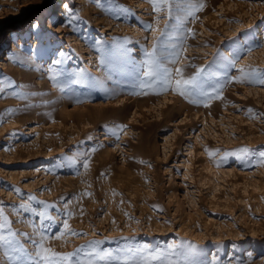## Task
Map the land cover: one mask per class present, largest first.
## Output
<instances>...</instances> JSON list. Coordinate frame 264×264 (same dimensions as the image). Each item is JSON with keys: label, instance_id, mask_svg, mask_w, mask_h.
I'll return each instance as SVG.
<instances>
[{"label": "rangeland", "instance_id": "1", "mask_svg": "<svg viewBox=\"0 0 264 264\" xmlns=\"http://www.w3.org/2000/svg\"><path fill=\"white\" fill-rule=\"evenodd\" d=\"M66 1L0 0V208L13 239L264 264V85L240 71L264 70V0H199L191 16L187 0L171 15L149 0ZM154 45L185 49V78L215 72L210 95L137 87L133 66ZM218 51L235 67L220 70ZM65 70L79 82L50 79Z\"/></svg>", "mask_w": 264, "mask_h": 264}, {"label": "snow or ice", "instance_id": "2", "mask_svg": "<svg viewBox=\"0 0 264 264\" xmlns=\"http://www.w3.org/2000/svg\"><path fill=\"white\" fill-rule=\"evenodd\" d=\"M149 2L153 5V10L156 13L167 11L168 15H171L174 6L185 4V0H149ZM204 6L199 0H196V2L194 0H187V8L182 10L186 15L191 16L195 12L201 11ZM189 31L191 30L189 29ZM184 51L185 49L183 48L177 51L175 45L172 46L171 51H169L168 46L158 47L154 45L151 51L145 52V59L138 66H133L132 71L138 82L136 86L141 89L158 88L161 91L171 89L180 96L194 97L192 99L193 103L200 102V98L208 97L210 93L207 91L205 85L211 86V80L215 78L216 73L212 72L208 73L207 76H203L206 70L198 69L190 78H185L184 67L177 66L180 65ZM170 57L174 58L170 59ZM217 62L220 70H227L235 67L238 60L235 58L234 52L229 56L218 51ZM54 63L60 65L62 61L58 59ZM168 65L175 67L171 68ZM240 71L242 73L241 82L246 80L249 83L264 85V70H245L242 68ZM75 75L67 70L63 72L54 71L50 79L56 81L59 76H62L65 83H77L79 81L73 79ZM202 76L203 79H201ZM232 79H236V77ZM3 91V87H0V92ZM144 94L148 93L145 92ZM216 98H219V93H217ZM210 155L212 154L210 153ZM83 166L87 168L88 164L85 163ZM29 199H35V197H29ZM24 206L23 204L21 205V207ZM40 215L46 217V214L43 212ZM63 228L66 231L70 230L67 220L63 221ZM0 229L8 233L7 236L0 235V248L4 250L3 256L6 258V261L8 259L15 260L17 264H97V260L93 259V257H97L99 261H105V256L112 258L106 264H113V261L115 264H180L179 260H173L171 257L183 255L187 258L191 254L190 251L178 253L171 250L153 249L148 245H143L139 249L128 248L122 250V255L113 257L111 252L101 255V250L97 248L99 241L90 242L85 249L74 252H59L46 247L43 242V236L39 240L32 241L34 251H30L19 241L13 239L17 234L12 231L11 223L4 215L2 208H0ZM62 235L55 238L60 239ZM73 235H76V233H73ZM9 252H14L15 256H10Z\"/></svg>", "mask_w": 264, "mask_h": 264}, {"label": "bare ground", "instance_id": "3", "mask_svg": "<svg viewBox=\"0 0 264 264\" xmlns=\"http://www.w3.org/2000/svg\"><path fill=\"white\" fill-rule=\"evenodd\" d=\"M69 4V0H67L66 2H65V4L63 5V6H61V7H63L64 9L67 7V5ZM53 16H55V18L54 19H51L50 21H57L56 19H57V11L54 13V15ZM59 17V16H58ZM54 22V23H55Z\"/></svg>", "mask_w": 264, "mask_h": 264}]
</instances>
